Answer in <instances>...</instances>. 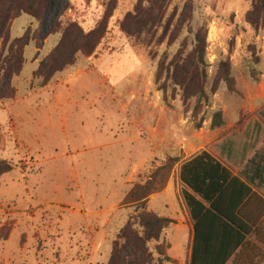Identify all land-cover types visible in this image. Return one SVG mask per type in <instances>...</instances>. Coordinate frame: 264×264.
I'll list each match as a JSON object with an SVG mask.
<instances>
[{"label": "rangeland", "instance_id": "rangeland-1", "mask_svg": "<svg viewBox=\"0 0 264 264\" xmlns=\"http://www.w3.org/2000/svg\"><path fill=\"white\" fill-rule=\"evenodd\" d=\"M68 1L53 2L42 23L23 15L11 25L12 39L30 31L33 41L25 50L22 73L11 81L15 96L0 99V158L13 164L0 177V264H108L113 242L134 214L133 206L124 204L127 194L168 158L179 160L169 180L176 185L182 161L204 149L225 152L228 141L235 168L245 173L254 169L252 160L264 162V20L258 29L248 23L252 0H163L172 27L165 42L155 41L151 48L134 46L120 29L140 0H118L96 55L79 56L74 67L43 85L34 73L61 35L44 38L50 25L62 19ZM70 3L86 12L85 29H90L106 0ZM198 32L206 35L209 76L208 101L200 104L198 98L186 100L165 72L185 41L189 54ZM226 62L232 88L221 78L219 68ZM82 71L88 75L76 79ZM73 74L74 83H67ZM93 97L97 102L91 109ZM50 106H80V118L53 122L46 117ZM216 112L222 114L219 128L212 127ZM100 114L103 123L96 118ZM99 123L106 145L94 149L98 144L90 143L83 130L90 132ZM126 136H132L131 142ZM182 142L188 145L186 153ZM250 150L255 155L247 160ZM158 200L150 206L156 213H182L174 194ZM88 211H105L106 224L101 216L88 227ZM190 241L189 227L181 224L167 228L160 239L177 261L187 259Z\"/></svg>", "mask_w": 264, "mask_h": 264}, {"label": "trees", "instance_id": "trees-1", "mask_svg": "<svg viewBox=\"0 0 264 264\" xmlns=\"http://www.w3.org/2000/svg\"><path fill=\"white\" fill-rule=\"evenodd\" d=\"M56 1L63 0H0V99H12L15 96L16 90L11 86V81L22 73L26 63L25 50L33 41L30 31L12 39V22L27 15L42 23L51 4ZM117 1L106 0L101 16L90 29H85L86 12L77 11L70 0L66 2L62 19L50 25L44 38L60 34V40L40 63L34 73L35 78L41 79L42 84L46 85L56 74L74 67L79 56L91 58L96 55L109 32V21L117 8ZM162 1L140 0L134 10L127 13L121 21V31L134 46L151 48L155 41L162 44L169 37L172 26L170 17L166 16L164 6L160 4ZM263 20L264 0H252L248 23L258 29ZM187 44L185 41L183 50L169 62L165 72L168 82L182 88L186 100L198 98L200 104L202 100L208 101L206 35L200 32L195 35L189 54L186 52ZM219 69L222 80L232 88L230 64L223 63ZM157 82L159 83V76ZM221 126L222 114L216 112L212 127ZM178 162L176 157L168 158L151 173L144 184L134 186L127 194L124 204L132 205L134 214L129 217L113 242L108 264L171 262L167 254L170 246L160 243V239L174 221L148 211L147 203L152 195L167 188ZM12 170L13 164L0 158V177ZM180 180L193 192L184 193L195 221L190 264H226L252 231V227L239 213L243 203L252 194L251 181L234 176L232 171L208 152H202L182 164Z\"/></svg>", "mask_w": 264, "mask_h": 264}, {"label": "crops", "instance_id": "crops-1", "mask_svg": "<svg viewBox=\"0 0 264 264\" xmlns=\"http://www.w3.org/2000/svg\"><path fill=\"white\" fill-rule=\"evenodd\" d=\"M77 75H79V76H76L75 77L76 79H82L88 74L82 71V72H77ZM69 77L70 78L67 80V83H71V84L74 83L73 82L74 74L70 75ZM98 77L100 78L99 75H98ZM130 80H132V77H130ZM103 86H105V84H103ZM78 89H83V88L78 86ZM98 100H99V98H98ZM96 102H97L96 98L93 97L91 102H90L89 107L91 109L96 107V106H94V104ZM79 107L80 106H50V108L48 109L49 115H47L46 117L48 118V116H49V119L52 120L53 122L56 121L55 119H57V120L59 119L61 121V118L65 119V120H69V122L71 119L78 120L80 118V114L77 112L79 110L78 109ZM76 112L78 113V115H76ZM40 113H41V111H40ZM104 117H105V115H103V117H102V115L100 114V116H97L96 118H97L98 122L102 121V123H103ZM39 119L41 121L40 117H39ZM81 120H82V117H81ZM101 129H103V127H102L101 123H99V124H97V126L95 124V128L93 130H90V132L83 130V133L87 134L86 136L89 135L88 141L90 143L98 144L95 147H93L94 149H102L101 148V145H102L101 141H103V140H102L101 135H103V131ZM76 136L80 137L77 133H76ZM77 137H75L74 141H77ZM131 138H132V136H126V138L124 140L126 142H128V141L131 142L130 141ZM229 142H230V144H229ZM227 143H228L227 147L230 150L227 149L224 152L222 150L221 151H217V150L210 151V150L204 149V150L200 151L199 153H197L196 155L192 156L191 158H189L185 161H182L179 165L180 167L178 170V176L176 178L177 179V185L175 182L170 181V183L168 184L167 188L164 191L152 195L148 200L147 209H148V211H151L154 213H156V212L153 211L150 206H152L153 204L156 205V203H158V201H159L158 200L159 197H162L163 200L165 201V198L168 199L171 194H174L177 197L180 205L182 206L181 208H182L183 214L179 213L177 217L162 216L159 213H156V214H158L164 218H168V219L174 221L170 226L181 224V225H187L190 229L191 241H190V247H189V253H188L187 259L185 261H182V260L177 261L176 259H173L170 257L171 260H174L177 264H190L191 255H192L193 238H194V225H195V221L193 220V218L191 216L190 209H189V207L185 201V198H184V193L186 191L189 193H193V192H192V190L188 189V187L181 182V180H180V168H181L182 164L190 161L191 159H193L197 155L201 154L202 152H208L218 162H220L222 165H224L226 168H228L230 171H232L234 176H239L244 181H246L248 179H249V181H251L250 185L252 187V194L243 203V205L241 206V208L239 210V213H240L241 218L248 225H250L252 227V231H251L250 235L248 236V238L246 239V241L244 242V244L236 250V252L232 255V257L229 259V261L226 264H264V162L262 163V166H261L259 161L254 162V160H252L254 158V155H255L254 150H252V151L250 150V151L246 152L247 160H252V164L255 165V167H254V169L251 168L247 172L244 173L243 172L244 168H235L234 165L232 164V160L234 159V152L232 150L233 147H231V145H232L231 141H228ZM181 144H182L181 148L183 149V152L186 153V151L188 149L187 143L182 142ZM105 145H102V146L105 147ZM90 148H91V146L89 147V149ZM90 150L92 151L93 149H90ZM151 154H154V152H151ZM180 156H181V154H180ZM260 169H261V172L258 174V171ZM4 175H6V174H4ZM242 175H244L245 177H242ZM80 198L85 200L84 195L80 196ZM169 206H170L169 204L165 205L166 208H169ZM98 212H101V211H92V212L88 211L87 212L88 213L87 216H92L91 220L87 221L88 227H90V225H91L90 223H95V222H97L98 219L99 220L101 219V216H102V218H104V216L106 215L105 211L103 213H98ZM97 217H100V218H97ZM107 220H108L107 218H104L105 224H106ZM104 238H105L104 234H102V236L98 237V240H100V241L98 243V246H99L98 251L99 252H98V254H96L97 256H99V254H100V250L102 248L101 244H102V241L104 240ZM168 252H169V250H168ZM97 256L95 257L94 261H98L96 259ZM169 263H166V264H169Z\"/></svg>", "mask_w": 264, "mask_h": 264}]
</instances>
